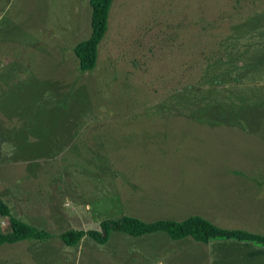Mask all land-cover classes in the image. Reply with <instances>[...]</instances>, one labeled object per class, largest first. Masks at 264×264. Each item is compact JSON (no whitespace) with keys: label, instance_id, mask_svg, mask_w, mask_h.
<instances>
[{"label":"rangeland","instance_id":"1","mask_svg":"<svg viewBox=\"0 0 264 264\" xmlns=\"http://www.w3.org/2000/svg\"><path fill=\"white\" fill-rule=\"evenodd\" d=\"M263 10L264 0H113L95 68L81 72L73 48L90 37L89 0H0V141L25 162L0 180V199L53 235L0 247V264H128L141 238L113 232L105 245L84 238L72 248L59 239L122 216H200L263 233L264 72L262 112L248 126L180 112L181 98L206 90L205 61L218 44ZM262 29L261 41L243 43H264ZM141 118L150 120L97 124ZM140 179L151 191L132 205L96 197L100 184Z\"/></svg>","mask_w":264,"mask_h":264},{"label":"trees","instance_id":"2","mask_svg":"<svg viewBox=\"0 0 264 264\" xmlns=\"http://www.w3.org/2000/svg\"><path fill=\"white\" fill-rule=\"evenodd\" d=\"M112 2L113 0H89L91 34L88 39L73 48L81 72L95 68L98 46L107 32ZM263 26L264 10L236 27L231 38L218 44L216 53L205 61L202 87L206 90L196 93V97L181 98L184 108L180 112L186 113L185 117H193L186 119L200 121L203 119L200 118L201 116L214 112V117L218 119L205 118L208 120L206 123L202 120V124H218L224 121L240 123L244 120L246 122L243 124L247 125L260 116L263 104L259 100L261 93H258V90L259 86H262L260 80L264 72V43L249 45L244 44L242 39L245 35L261 37ZM258 32L260 35H256ZM196 116L199 118H194ZM0 216L8 219L10 229L7 233L0 232V247L23 241L44 243L53 238L48 231L31 226L12 216L10 208L2 199H0ZM113 232L126 234L133 238L162 232L173 241L192 238L196 242L207 244L212 240L222 239L264 246V233L223 229L200 216H190L182 221L158 220L154 222H144L131 216H122L116 220L101 221L99 230L64 231L59 235V239L64 246L70 248L78 246L84 238L98 245H105Z\"/></svg>","mask_w":264,"mask_h":264},{"label":"crops","instance_id":"3","mask_svg":"<svg viewBox=\"0 0 264 264\" xmlns=\"http://www.w3.org/2000/svg\"><path fill=\"white\" fill-rule=\"evenodd\" d=\"M149 120L150 119L148 118L125 119L117 121L119 123H115L114 121L104 123L103 121L102 123L97 124H101L100 126L103 127L115 124L127 127H139L145 125L144 123ZM8 125L9 127L17 128L15 122H11ZM12 132L18 137L20 130L12 129ZM0 142V158L7 160L0 166V175L3 176L0 180L2 181V179L10 173L9 168H11V166H22L25 162L21 160L20 155L14 156L15 151L17 148L19 149V147L14 144L12 149L7 150L4 153L2 152L4 148L2 145L5 143V140L2 139ZM10 159H13L12 164ZM6 185L8 186V183ZM147 185L148 184L141 182V179L136 182H123L120 186H117L116 184L112 185L104 183L97 186L96 189L98 192L96 193V197L99 200L111 199L113 202L125 199L128 202V205L129 201L132 205L134 203V197H140L145 193H148V191H151V188ZM126 201H124V203H126ZM117 203H119V201H117ZM180 211L185 210L180 209ZM136 215L142 216L139 213H136ZM177 217L181 216H172L171 218H136L145 222L158 220H184L178 219ZM146 236L139 237L141 238V241H135V245L130 246V251L128 252V264H264V246L256 245L250 242L219 239L203 244L194 241L192 238L173 241L167 234L162 232Z\"/></svg>","mask_w":264,"mask_h":264}]
</instances>
